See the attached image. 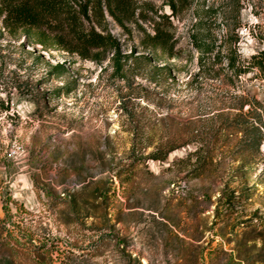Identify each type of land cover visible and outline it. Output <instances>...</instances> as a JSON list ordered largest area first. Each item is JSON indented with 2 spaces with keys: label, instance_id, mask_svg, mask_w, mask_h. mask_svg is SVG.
<instances>
[{
  "label": "rangeland",
  "instance_id": "374dc122",
  "mask_svg": "<svg viewBox=\"0 0 264 264\" xmlns=\"http://www.w3.org/2000/svg\"><path fill=\"white\" fill-rule=\"evenodd\" d=\"M196 15L223 55L264 58V0L190 1L170 73L110 18L120 74L0 20V264H264L263 75L198 72Z\"/></svg>",
  "mask_w": 264,
  "mask_h": 264
},
{
  "label": "trees",
  "instance_id": "16d2710c",
  "mask_svg": "<svg viewBox=\"0 0 264 264\" xmlns=\"http://www.w3.org/2000/svg\"><path fill=\"white\" fill-rule=\"evenodd\" d=\"M153 1H159L161 6L157 8ZM190 1L0 0V20L2 28L11 37L21 32L25 39H31L34 45L45 51L63 52L97 65H101L106 56L113 72L120 74L126 56L122 55L120 43L107 29L106 19L110 18L128 36L134 27L140 34L138 47L145 55L143 59L158 64L157 70L170 73L175 69L173 63L179 56L175 49L173 20L179 18ZM163 7L168 9V13L163 12ZM193 27L195 31L190 41L194 53H189L188 58L196 60L198 72L209 67L212 77L222 73L224 80L232 81L256 67L264 79V58L257 56L248 61L240 60L232 50L223 55L215 46V40L204 35L205 26L200 15H196ZM135 53L136 49L131 48L129 55ZM217 66L218 69L213 71ZM53 69L62 70L58 65ZM198 79L199 74H196L192 81ZM173 151L156 147L145 155L132 146L130 153L136 160L164 161Z\"/></svg>",
  "mask_w": 264,
  "mask_h": 264
}]
</instances>
